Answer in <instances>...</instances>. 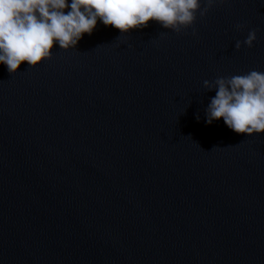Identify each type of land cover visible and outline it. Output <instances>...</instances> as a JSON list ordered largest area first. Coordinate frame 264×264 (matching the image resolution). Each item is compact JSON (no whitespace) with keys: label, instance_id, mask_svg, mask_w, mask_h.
<instances>
[{"label":"water","instance_id":"1","mask_svg":"<svg viewBox=\"0 0 264 264\" xmlns=\"http://www.w3.org/2000/svg\"><path fill=\"white\" fill-rule=\"evenodd\" d=\"M52 51L0 65V264H264V133L207 124L203 83L264 72V0Z\"/></svg>","mask_w":264,"mask_h":264},{"label":"clouds","instance_id":"2","mask_svg":"<svg viewBox=\"0 0 264 264\" xmlns=\"http://www.w3.org/2000/svg\"><path fill=\"white\" fill-rule=\"evenodd\" d=\"M226 2L207 0L202 10V0H0V65L9 74L23 62L37 67L51 59L55 46L65 51L76 48L98 22L121 34L142 30L150 21L181 33L194 25L197 12L203 17L215 4ZM256 39V31H249L235 47L243 43L250 48ZM203 83L215 89L205 111L207 124L222 118L237 134L264 133V72L252 70Z\"/></svg>","mask_w":264,"mask_h":264}]
</instances>
